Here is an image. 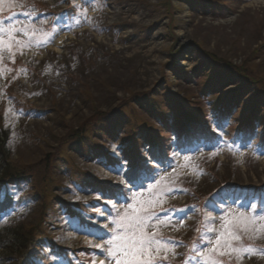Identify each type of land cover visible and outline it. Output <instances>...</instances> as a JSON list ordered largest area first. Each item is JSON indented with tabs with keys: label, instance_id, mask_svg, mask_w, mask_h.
I'll list each match as a JSON object with an SVG mask.
<instances>
[{
	"label": "rangeland",
	"instance_id": "374dc122",
	"mask_svg": "<svg viewBox=\"0 0 264 264\" xmlns=\"http://www.w3.org/2000/svg\"><path fill=\"white\" fill-rule=\"evenodd\" d=\"M2 13L31 35L0 61V126L24 172L0 189V228L35 224L24 264H115L106 241L136 192L165 264H199L209 228L264 215V0H4ZM183 113L199 122L179 134ZM233 231L264 249V230Z\"/></svg>",
	"mask_w": 264,
	"mask_h": 264
},
{
	"label": "snow or ice",
	"instance_id": "6c2138e0",
	"mask_svg": "<svg viewBox=\"0 0 264 264\" xmlns=\"http://www.w3.org/2000/svg\"><path fill=\"white\" fill-rule=\"evenodd\" d=\"M2 3H4V0H0V4ZM17 32L28 37L29 40L31 39L26 26H22L20 29L10 26L6 29L0 25V61L3 59V53L7 51L13 57L14 63L17 50L31 46L18 38L16 36ZM44 42L47 43V40ZM20 54H23V52L20 51ZM159 183L160 181H156V184L148 187L150 197L156 195L154 190ZM140 186L143 187V184L141 183ZM133 187H136V185L133 184ZM142 197L143 193H133L131 197L133 202L128 203L122 213L118 211V218L113 220L116 227L113 229L112 238L106 241V255L110 262L114 261L115 264H165L168 259L166 254L161 256L160 253L168 246L169 241L158 239L156 233L146 231L151 208L138 206V202ZM125 199H128V197H125ZM249 208H253V206L249 205ZM184 218L186 216L178 221L180 226H183ZM258 221H264V215L259 212V209H254L251 215L240 213L237 217H234L233 222L224 226L220 232L209 228L208 233H214V237H210L204 242L202 246L204 250H201L197 256L199 264H224V261L220 258L225 256L228 257L230 262L233 256L238 260H242L246 255H264V249L251 245L237 247L234 244L235 241L241 240V236L233 231L235 229L246 233L252 232L253 237L250 238L258 239L259 236L255 233L264 230V224H260L257 228ZM197 231L199 232V229ZM201 239L203 240L204 237H201ZM178 245L179 242H172L173 247ZM95 247L103 249L104 245L97 244ZM185 264H189V262L185 261Z\"/></svg>",
	"mask_w": 264,
	"mask_h": 264
},
{
	"label": "trees",
	"instance_id": "16d2710c",
	"mask_svg": "<svg viewBox=\"0 0 264 264\" xmlns=\"http://www.w3.org/2000/svg\"><path fill=\"white\" fill-rule=\"evenodd\" d=\"M69 10V11H68ZM72 8L69 6L66 7L65 11L72 12ZM39 12V11H38ZM36 12L37 14H39ZM44 14L50 13L51 11L46 8ZM35 13V12H34ZM2 13L1 17H7V14ZM51 20L47 24L48 26L52 24V18L54 12L50 14ZM111 59H114L115 55H107ZM86 58V55H84ZM83 57V59H84ZM85 60V59H84ZM183 120L181 121L180 127H178L179 134H184L192 128L194 123H198V120H195L190 114L183 113ZM84 132L77 131L78 143L83 142ZM13 135L11 134L10 129L0 126V189L4 186H8L11 182L15 180H21L23 178V171H17L14 169V166L10 163V153L12 151ZM16 171V172H15ZM132 174H136V169L132 171ZM11 200L4 196L0 200V213L7 207H11ZM35 225V224H34ZM31 225L30 229L27 232H23L22 229H15L17 231L8 230V227L0 228V264H24L27 261V257L30 255L31 248L34 245L35 240L33 231H35V226ZM34 229V230H33Z\"/></svg>",
	"mask_w": 264,
	"mask_h": 264
}]
</instances>
